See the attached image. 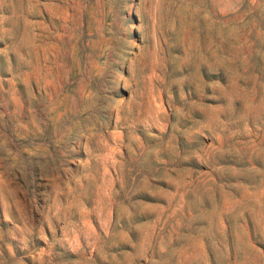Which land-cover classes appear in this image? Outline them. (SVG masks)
<instances>
[{"label":"rangeland","instance_id":"1","mask_svg":"<svg viewBox=\"0 0 264 264\" xmlns=\"http://www.w3.org/2000/svg\"><path fill=\"white\" fill-rule=\"evenodd\" d=\"M0 264H264V0H0Z\"/></svg>","mask_w":264,"mask_h":264}]
</instances>
